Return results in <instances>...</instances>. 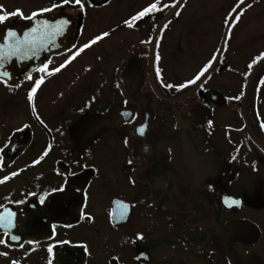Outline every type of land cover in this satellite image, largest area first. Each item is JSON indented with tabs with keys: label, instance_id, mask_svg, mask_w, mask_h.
<instances>
[{
	"label": "flooded vegetation",
	"instance_id": "flooded-vegetation-1",
	"mask_svg": "<svg viewBox=\"0 0 264 264\" xmlns=\"http://www.w3.org/2000/svg\"><path fill=\"white\" fill-rule=\"evenodd\" d=\"M173 2L0 0V264H264V0Z\"/></svg>",
	"mask_w": 264,
	"mask_h": 264
},
{
	"label": "snow or ice",
	"instance_id": "snow-or-ice-1",
	"mask_svg": "<svg viewBox=\"0 0 264 264\" xmlns=\"http://www.w3.org/2000/svg\"><path fill=\"white\" fill-rule=\"evenodd\" d=\"M74 2L75 4L77 5H81L82 6V3H81V0H63V3L64 4H68V3H72ZM241 3H243V0H241ZM167 7V6H166ZM157 10V6L156 4H152L150 7L148 8H145L142 12H140L137 16L133 17L132 20L135 21V20H139L140 18L146 16L147 14L153 12ZM0 11H2V6H0ZM43 11H49V9H44ZM235 11V9H234ZM20 14V10L17 9L15 12H12V13H3V14H0V23L4 22L6 19H8L9 16H15V15H19ZM37 13H33L32 16H36ZM31 18V17H29ZM240 16L237 15L235 17V20H239ZM227 23V21H226ZM129 26H132L131 22H128ZM63 27V25H57L56 26V30L59 31L61 28ZM9 36H15V33H8ZM104 36H107L108 33H104L103 34ZM101 39V37H97L96 40H99ZM96 40H93L91 43H95ZM90 45H84L83 48H81L79 51H83L84 48H87L89 47ZM79 52L76 53V55H78ZM72 58H75L74 56ZM215 59V57H214ZM210 66V65H209ZM63 67V65L61 66ZM47 68V65H45V69H41L42 71L46 70ZM60 69H55V71H59ZM207 71V67L201 71V73L199 75H197L195 77L194 80L192 81H189L188 83L189 84H194L196 82V80H199L201 76L204 75V72ZM0 75H3V76H7V73H0ZM43 82V78H41V80H38L36 81V84H35V87H33V89L31 90V93L29 94V99L31 100L36 92V89L39 87V85ZM169 87H171V85H169ZM125 115H131V113H126ZM141 135L144 133L145 131V128L144 127H140L138 130H137ZM38 162V161H37ZM7 179V178H5ZM43 197H41V201H43ZM226 204H228L229 206H232V205H239L240 201L238 200H226L225 201ZM0 226H3L4 228H10L12 226V214L11 213H5L4 215H0ZM12 239H17L16 237H12ZM0 243H6V241H2L0 240ZM49 252L52 251L51 247H49ZM49 264H51V261H49Z\"/></svg>",
	"mask_w": 264,
	"mask_h": 264
},
{
	"label": "water",
	"instance_id": "water-1",
	"mask_svg": "<svg viewBox=\"0 0 264 264\" xmlns=\"http://www.w3.org/2000/svg\"><path fill=\"white\" fill-rule=\"evenodd\" d=\"M181 1H182V0H175V1L173 2V4L170 6V8H168V10L162 15V18H161V19L159 20V22L156 24L155 32H156L158 26L160 25L161 20H162L163 18H165L166 16H168L169 14H171V13L176 9V7L180 4ZM263 60H264V57H263V58H262V59L256 64V66L259 65Z\"/></svg>",
	"mask_w": 264,
	"mask_h": 264
},
{
	"label": "rangeland",
	"instance_id": "rangeland-1",
	"mask_svg": "<svg viewBox=\"0 0 264 264\" xmlns=\"http://www.w3.org/2000/svg\"><path fill=\"white\" fill-rule=\"evenodd\" d=\"M203 1H205V0H203ZM207 1H216V0H207Z\"/></svg>",
	"mask_w": 264,
	"mask_h": 264
}]
</instances>
